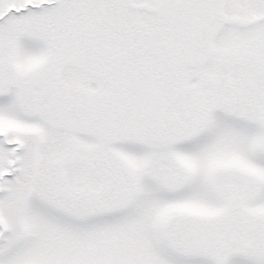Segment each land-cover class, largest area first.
<instances>
[{
    "label": "snow or ice",
    "instance_id": "snow-or-ice-1",
    "mask_svg": "<svg viewBox=\"0 0 264 264\" xmlns=\"http://www.w3.org/2000/svg\"><path fill=\"white\" fill-rule=\"evenodd\" d=\"M0 264H264V0H0Z\"/></svg>",
    "mask_w": 264,
    "mask_h": 264
}]
</instances>
